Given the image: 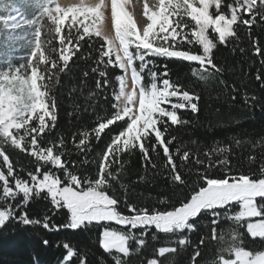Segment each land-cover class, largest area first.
<instances>
[{
	"label": "snow or ice",
	"instance_id": "1",
	"mask_svg": "<svg viewBox=\"0 0 264 264\" xmlns=\"http://www.w3.org/2000/svg\"><path fill=\"white\" fill-rule=\"evenodd\" d=\"M256 28L264 33V0H0V230L95 228L111 264H133L134 254L145 257L139 264H176L168 257L184 254L187 264H264V134L202 146L178 132L192 124L183 113L200 111L197 87L224 73L221 46L254 57L264 89ZM77 60L91 63L67 95L78 94L74 111H90L93 122L66 137L58 97ZM170 62H187L193 81L173 79ZM240 99L264 112V97L245 90ZM137 154L144 174L130 181ZM149 173L165 174L171 195L134 199ZM39 200L48 207L33 215ZM212 242L204 262L201 249ZM56 246L64 250L58 264H89L67 239Z\"/></svg>",
	"mask_w": 264,
	"mask_h": 264
},
{
	"label": "trees",
	"instance_id": "2",
	"mask_svg": "<svg viewBox=\"0 0 264 264\" xmlns=\"http://www.w3.org/2000/svg\"><path fill=\"white\" fill-rule=\"evenodd\" d=\"M255 33L264 39V33H261L259 28L255 29ZM98 46L99 41L97 40L96 47ZM83 51H88L87 45L84 46ZM93 56H95V52H93ZM215 59L216 63L225 68L222 77L209 81L207 87L203 85L197 87L196 90L201 93L200 111L196 114L183 113L186 118L192 121V124L186 129H178V132L183 134L185 140H199L202 142V146H211L215 141L227 142L235 135L255 137L264 134V112L258 108L249 109L240 99L245 90L264 97V89L254 79L259 64L250 68V59H255L254 57L241 56L239 53L234 54L230 47L224 46L216 51ZM90 63L91 61L86 63L83 60H77L75 64L71 65V71L68 75L63 76L64 87L60 89L58 97V129L65 133L66 137L70 136L77 127L91 126L93 122L90 111L81 110L79 114L74 111L73 100L77 98L78 94H74L72 98L67 95L69 86L73 83H79L82 70L88 67ZM169 70L173 79L179 77L185 83H191L194 79L191 77L187 62H170ZM220 79L226 83L221 84ZM88 85L89 87L94 86L92 78H89ZM233 86L238 90L235 101L231 99ZM78 103L84 104L82 97L78 99ZM70 113L72 114L70 115ZM98 147H103V144L101 143ZM13 157L18 158L24 164H27L30 159L19 153H13ZM72 159H78V157L73 155ZM127 169L130 181L136 180L137 176L144 174L138 154L130 159ZM171 193L172 188L165 174L153 176L149 173L146 182L135 186L133 198L151 202L157 196L171 195ZM46 207H48L47 203L39 200L30 206V211L33 215H40ZM62 219V213L55 217L57 222H61ZM97 232L98 230L93 228L87 232L67 230L60 233H45L37 227L11 224L0 230V264H33L34 255L38 256L41 264H58L64 250L57 247L56 242L65 239L88 253L89 264H103L104 261L111 264L110 259L97 244ZM42 236H47L51 241L47 248L40 244ZM161 239L163 240L164 237L161 236ZM192 239L198 240L197 234H192ZM152 246L150 244V248ZM150 248L145 249L146 254L150 255ZM201 251L203 252V261H210L215 254L216 245L212 242L208 246L202 247ZM144 258L134 254L132 257L133 264H139V261ZM168 260H175L176 264H187V254L169 256Z\"/></svg>",
	"mask_w": 264,
	"mask_h": 264
},
{
	"label": "rangeland",
	"instance_id": "3",
	"mask_svg": "<svg viewBox=\"0 0 264 264\" xmlns=\"http://www.w3.org/2000/svg\"><path fill=\"white\" fill-rule=\"evenodd\" d=\"M62 2H66V0H62ZM72 2H74V0H72ZM133 2L135 3V0H133ZM137 7H140V5H137Z\"/></svg>",
	"mask_w": 264,
	"mask_h": 264
}]
</instances>
